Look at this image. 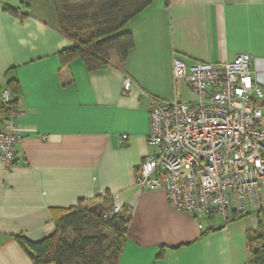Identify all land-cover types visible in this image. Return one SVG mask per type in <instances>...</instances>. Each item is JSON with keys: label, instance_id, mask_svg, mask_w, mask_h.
Segmentation results:
<instances>
[{"label": "crops", "instance_id": "obj_1", "mask_svg": "<svg viewBox=\"0 0 264 264\" xmlns=\"http://www.w3.org/2000/svg\"><path fill=\"white\" fill-rule=\"evenodd\" d=\"M126 30L134 48L125 62L112 51L98 71L79 59L63 66L59 54L73 44L60 32L54 0H0V100L7 95L20 108L21 136L16 164L0 160V264H33L16 237L48 239L62 211L107 194L132 211L119 264L250 263L246 235L257 230L256 215L228 223L213 215L200 230L163 190L135 184L156 153L148 144L155 101L183 94L174 59L220 64L249 54L264 88V0H157Z\"/></svg>", "mask_w": 264, "mask_h": 264}, {"label": "built area", "instance_id": "obj_2", "mask_svg": "<svg viewBox=\"0 0 264 264\" xmlns=\"http://www.w3.org/2000/svg\"><path fill=\"white\" fill-rule=\"evenodd\" d=\"M173 76L190 99L155 101L148 144L156 153L140 164L136 188L163 190L169 206L191 215L200 230L213 215L225 223L264 216V88L254 78L252 56L220 64L177 58ZM131 87L125 79V92ZM0 106V160L12 168L21 141L20 108L7 95ZM122 207L115 201L104 217Z\"/></svg>", "mask_w": 264, "mask_h": 264}, {"label": "trees", "instance_id": "obj_3", "mask_svg": "<svg viewBox=\"0 0 264 264\" xmlns=\"http://www.w3.org/2000/svg\"><path fill=\"white\" fill-rule=\"evenodd\" d=\"M156 1L54 0L60 32L73 44L59 54L61 64L67 66L79 59L89 71H98L109 66L112 51L125 62L134 48L133 35L126 27ZM6 10L25 17L12 8ZM9 87L18 93L16 82ZM95 202L102 203L95 210H88L81 201L77 209L62 211L55 219L56 233L48 239L39 243H30L22 237L15 239L29 252L33 264H119L132 211L122 207L119 214L106 218L104 214L113 211L114 198L107 194L89 203ZM258 219L257 230L246 235L249 264H264V216L259 214Z\"/></svg>", "mask_w": 264, "mask_h": 264}, {"label": "rangeland", "instance_id": "obj_4", "mask_svg": "<svg viewBox=\"0 0 264 264\" xmlns=\"http://www.w3.org/2000/svg\"><path fill=\"white\" fill-rule=\"evenodd\" d=\"M189 99H190V97H189V94H188V90H187V88L184 86V87H183V94H182V96H181V100L188 101ZM101 205H102V203H99V202L91 203V204H89V205L87 206V209H88V210H95V209L99 208ZM106 235H107L108 237H111V234L108 233V232L106 233Z\"/></svg>", "mask_w": 264, "mask_h": 264}]
</instances>
